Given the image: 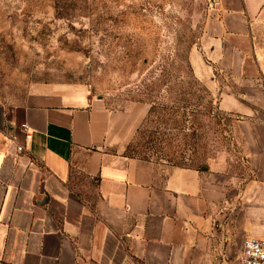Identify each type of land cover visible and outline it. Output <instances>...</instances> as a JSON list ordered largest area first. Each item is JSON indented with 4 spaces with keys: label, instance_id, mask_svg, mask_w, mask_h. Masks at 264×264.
Returning <instances> with one entry per match:
<instances>
[{
    "label": "crops",
    "instance_id": "obj_1",
    "mask_svg": "<svg viewBox=\"0 0 264 264\" xmlns=\"http://www.w3.org/2000/svg\"><path fill=\"white\" fill-rule=\"evenodd\" d=\"M197 1L192 67L219 88L233 147L159 165L121 149L135 113L82 86L0 94V264H226L264 236V0Z\"/></svg>",
    "mask_w": 264,
    "mask_h": 264
},
{
    "label": "rangeland",
    "instance_id": "obj_2",
    "mask_svg": "<svg viewBox=\"0 0 264 264\" xmlns=\"http://www.w3.org/2000/svg\"><path fill=\"white\" fill-rule=\"evenodd\" d=\"M197 0H0V94L19 100L44 84L82 86L133 111L121 149L159 165L202 166L233 147L219 88L198 77ZM240 254L226 256L238 264Z\"/></svg>",
    "mask_w": 264,
    "mask_h": 264
},
{
    "label": "built area",
    "instance_id": "obj_3",
    "mask_svg": "<svg viewBox=\"0 0 264 264\" xmlns=\"http://www.w3.org/2000/svg\"><path fill=\"white\" fill-rule=\"evenodd\" d=\"M214 0H211L213 4ZM23 130L27 133V137H31L30 126L22 124ZM23 146L17 147V152H22ZM238 264H264V236L262 237H246L243 241L242 253Z\"/></svg>",
    "mask_w": 264,
    "mask_h": 264
}]
</instances>
